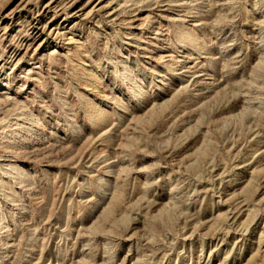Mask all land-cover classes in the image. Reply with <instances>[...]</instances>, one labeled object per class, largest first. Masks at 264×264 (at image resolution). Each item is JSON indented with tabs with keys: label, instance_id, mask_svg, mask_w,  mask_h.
<instances>
[{
	"label": "rangeland",
	"instance_id": "374dc122",
	"mask_svg": "<svg viewBox=\"0 0 264 264\" xmlns=\"http://www.w3.org/2000/svg\"><path fill=\"white\" fill-rule=\"evenodd\" d=\"M0 264H264V0H0Z\"/></svg>",
	"mask_w": 264,
	"mask_h": 264
}]
</instances>
